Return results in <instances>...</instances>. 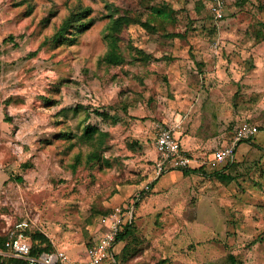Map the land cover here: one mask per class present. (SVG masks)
I'll use <instances>...</instances> for the list:
<instances>
[{"label": "rangeland", "instance_id": "1", "mask_svg": "<svg viewBox=\"0 0 264 264\" xmlns=\"http://www.w3.org/2000/svg\"><path fill=\"white\" fill-rule=\"evenodd\" d=\"M216 1L0 0V238L79 261L120 205L118 264H264V0ZM158 126L198 169L153 181Z\"/></svg>", "mask_w": 264, "mask_h": 264}, {"label": "built area", "instance_id": "2", "mask_svg": "<svg viewBox=\"0 0 264 264\" xmlns=\"http://www.w3.org/2000/svg\"><path fill=\"white\" fill-rule=\"evenodd\" d=\"M211 14L215 19L222 18L223 3L217 0L212 6ZM259 131L258 127L249 121H242L233 132L231 143L214 152L210 159L214 163H223L234 157L236 146L251 138ZM155 151L157 160L154 166L153 181L169 170H187L194 168L197 162L190 152L183 149L174 135V128L158 126L155 136ZM147 183L137 194L134 200L138 201L141 195L149 191ZM133 221V209L130 206H115L99 217V226L102 229L99 236L85 249L84 257L71 260L64 251H41L33 253V245L28 231L33 228L28 221L15 223L7 234L4 250L0 254L23 261L25 264H115L112 248L121 229Z\"/></svg>", "mask_w": 264, "mask_h": 264}, {"label": "trees", "instance_id": "3", "mask_svg": "<svg viewBox=\"0 0 264 264\" xmlns=\"http://www.w3.org/2000/svg\"><path fill=\"white\" fill-rule=\"evenodd\" d=\"M182 172H194L195 169H187V170H181ZM20 180V178H19ZM136 204V203H135ZM108 211L103 212L101 215L107 213ZM100 215V216H101ZM133 221L129 224H126L121 231L118 233L117 237H116V242L121 241L123 239H125V236L129 234V227L132 225ZM28 234L30 236V239L32 241V245H33V253H37V252H41V251H54L52 249H50L49 245H46L45 242V238H44V234H42L41 232L37 231V230H30L28 231ZM7 235L5 236V238H0V251L4 250V243L7 240ZM121 261V260H120ZM117 264L119 262H117V260L115 261ZM0 264H25L23 261L18 260V259H14L8 256H4L2 254H0Z\"/></svg>", "mask_w": 264, "mask_h": 264}, {"label": "crops", "instance_id": "4", "mask_svg": "<svg viewBox=\"0 0 264 264\" xmlns=\"http://www.w3.org/2000/svg\"><path fill=\"white\" fill-rule=\"evenodd\" d=\"M246 121V120H245ZM241 123V122H240ZM240 123H238V124H240ZM237 124V125H238ZM237 125L234 127V129H233V132H234V130H235V128L237 127ZM174 135H175V132H174ZM177 139H178V141H179V143H180V145H181V147L183 148V149H185L186 151H188L189 152V150L188 149H186V148H184V144L182 143V140H180V138L179 137H177V136H175ZM185 143H187L186 141H185ZM240 144V143H239ZM239 144L236 146V148H235V153H234V156H235V154H236V149H237V147L239 146ZM226 145H227V142H226ZM248 149V148H247ZM246 149V150H247ZM235 159L237 158L236 156L234 157ZM196 163L194 164V168H191V169H198V167L200 166V164H199V162H198V160L196 159ZM178 171H180V172H182L181 170H178Z\"/></svg>", "mask_w": 264, "mask_h": 264}]
</instances>
